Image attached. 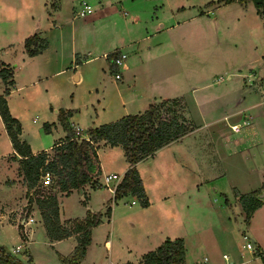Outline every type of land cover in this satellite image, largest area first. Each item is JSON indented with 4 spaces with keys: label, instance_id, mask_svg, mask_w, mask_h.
<instances>
[{
    "label": "crops",
    "instance_id": "1",
    "mask_svg": "<svg viewBox=\"0 0 264 264\" xmlns=\"http://www.w3.org/2000/svg\"><path fill=\"white\" fill-rule=\"evenodd\" d=\"M235 1L237 0L232 2ZM48 2V0H19V4L17 5L12 0H0V40H3L0 42V62L12 66L14 79V84L9 87V92L6 94L4 93L6 85L0 79V95H5L11 114L21 122V138L29 143L33 154L42 150L51 153L53 144L66 136V131L64 130V133L55 135L54 138H50L51 140L47 142L46 136L48 135L42 133L41 130L43 124L48 122L51 124V130L47 131V133L53 135V130H57L56 128L60 125L57 115L59 108L74 110L69 119L77 135L80 134L82 137L87 138V132L92 128H85L86 122H80L77 113L78 108L63 103L65 97L61 94H65L68 88L72 86H66L63 79L69 78L73 83L74 80L72 77L77 76L78 78L77 73L70 69L72 63L67 64L63 61L64 49L60 46L52 49L49 41V45L47 44L43 51L35 55H29L25 50V39L35 33L44 38L46 37L45 33L48 34L56 31L61 42L62 27L58 23L61 8H56V10L51 11L48 8ZM89 2L92 5V11L82 16V18L88 17L94 23L103 18L104 13H106L103 9L104 2L99 0L96 3L97 6L93 4L92 0H89ZM213 2L214 4L209 7L210 10L217 9L224 4L232 3H225L221 0H213ZM248 3H243L242 5H247ZM162 5L165 8L157 9V12L159 11L160 14H163L165 20H158L159 18L157 16L155 19H152L150 27L143 28L142 24H140V19L134 14L133 16L137 18L134 19L133 24H126L125 29L119 37L111 35L109 42L103 48V52L100 55L85 56L83 58L84 61L98 59L100 57L107 59V54L115 49H120L126 54L123 61V72L120 74L121 78L125 76V79L128 78V80L132 81L123 89L127 95H123L120 99L123 109L122 112H125V115L142 112L152 102H159L171 98H184L180 95L174 96L171 93L170 81L168 79L170 76L169 60L171 58L170 55L176 52V49L185 51L183 45L191 38V32L188 29L192 23L188 19L177 20L171 24L170 21L172 17L180 14L178 13L179 11L181 12L190 7V4L173 5L172 2L165 0ZM209 9L197 11L195 15L197 17L205 16L206 13L210 15ZM255 10L257 13L256 7ZM257 15L262 21L261 27L264 32V19L258 13ZM70 27L72 34L71 42L73 48H75L76 27L72 22ZM176 38L178 40L177 43ZM143 41L146 43L142 44ZM79 56L77 53L74 55L73 62L75 67L79 62H82L81 56L80 58ZM59 75L64 76L63 78L56 79L55 77ZM81 77L80 75V79ZM157 81H162L163 83L161 90L158 89ZM139 82H142L143 88L139 87ZM53 108L54 111L52 110ZM32 110L42 114V128L41 123L35 126L30 122L28 114ZM119 112L120 110L117 108L111 110V117L104 120L100 119L101 113L98 111L89 117L91 123L87 124L95 127L105 123V121H114L120 117L119 115L121 113ZM234 116L236 115L234 114L229 117L235 118ZM33 121L35 122L36 120L33 119ZM26 124H28V127ZM241 124L236 120L231 122V126L238 125L237 128L239 130L245 125V123L242 126ZM192 133L183 135L178 140L157 150L154 155L137 163V168L149 198V205L146 207L141 206L136 196L131 194L125 195L131 197L129 201H116L114 204L112 202L110 216L104 214L101 222L92 228L91 242L87 246L85 256L81 259L80 264H101L97 260L86 263L90 253H96L100 249V246L106 250L105 259L99 257L102 264H142V257L145 253L156 249L166 239L179 237L184 239L187 264H207L209 262L210 258L205 253L203 255L199 254L207 250L206 241L208 237L212 238L213 243L217 246L223 243L226 249L230 247L231 254H227V259L230 257L235 261L238 257V247L233 244L232 234L237 228H235V223L238 218L244 221L243 235H247L253 247H255V251H253L254 255L250 254L252 258L250 257L249 259H252V261L255 259L256 264H264L257 254V250L264 251V178L259 179L255 187H249V189L235 188L232 198L226 195L223 201L220 202V206L218 208L214 207V217H212V220L209 219L207 223L199 219L205 214V200L201 198H180L176 196L181 193L185 194L190 189H193L191 186H187L185 183L173 186L171 183L165 182L164 175L171 168L179 165L177 156L172 153L174 152L173 147L182 141L184 136ZM2 140L6 141V148L2 144ZM44 141L47 145L41 146L40 144ZM259 144L258 141V143L252 144L250 147ZM118 147L120 146H110L103 140L99 141L97 152L102 170L98 176L99 183L104 181V176L107 174H116L121 178L129 167L125 156L124 159L122 157L123 160L121 163H117L112 157ZM106 150L107 152H105ZM106 154H111V157L108 158ZM17 160H20V155L16 153L6 130L5 123L0 115V232L2 228L11 227L17 229L20 235L19 225H22L25 238L23 239L20 235L19 241L21 242H17L12 248V251L19 253V257L24 261L25 257H31L32 263L36 264L31 253L30 245L33 243L32 235H34L38 228L37 223L40 222L42 226H44V223L40 209L35 205V200L27 194L28 186L24 181L23 175L18 176V174H15ZM147 160L151 162L154 169L151 176L150 173L149 175L147 174L146 167L144 166V163L148 162ZM186 163H188V159L180 161V168L185 166ZM115 184L116 181H110L107 185L104 184V186L113 193ZM199 186L202 185L197 184L196 188ZM91 188L87 184L83 192L78 191L79 189H73L69 194L65 192L61 193L59 196L61 222L67 220H83L86 217L66 215L64 213L63 200L65 197L78 192L79 194H83L81 201L84 203L83 199L85 194L87 204H89L92 198ZM255 189L261 190L262 193H260L259 197L263 203L253 212L250 220L246 222L245 213L235 195V191L245 193ZM24 193L25 196L22 197ZM29 197L32 201H29ZM107 201H109V198ZM20 205L22 206L20 207ZM30 216H32L33 221H28ZM20 219L21 222L17 223V220ZM104 223L108 227L107 233L102 236L103 238L101 237L103 240H99V245H97L94 243V240L99 239L96 230ZM46 235L48 243L55 247L64 241H69L71 247L68 252L63 253V251H58L57 249L56 251L62 256H70L73 254L77 244L76 233L60 239H51L47 232ZM94 248L95 252H93ZM209 264L217 263L213 261ZM226 264L228 263L226 262ZM229 264L246 263L243 261L237 263L230 261Z\"/></svg>",
    "mask_w": 264,
    "mask_h": 264
},
{
    "label": "rangeland",
    "instance_id": "2",
    "mask_svg": "<svg viewBox=\"0 0 264 264\" xmlns=\"http://www.w3.org/2000/svg\"><path fill=\"white\" fill-rule=\"evenodd\" d=\"M48 1L47 5L51 11L61 8L58 23L62 27V38L60 42L56 31L45 33L44 38L48 41V45L50 41L52 49L58 46L64 49L63 61L67 64L72 63L70 69L78 75V78L77 76L72 77L73 83L69 78L63 79L66 86L72 85L65 94H61L65 97L63 103L78 108V118L81 123L86 122L85 128L93 127L87 123H91L89 117L98 111L101 113L100 119L104 120L109 119L112 115L111 110L116 108L120 110V117L125 115V112H122L120 99L123 95H127L123 89L132 80L125 79V76L115 77L116 72H123L124 64L114 71L109 61L103 57L88 61H84L83 58L100 55L111 35L119 37L126 24H133L134 19L137 18L133 16L134 14L140 19L143 28L150 27L152 19L157 16L158 20H165L164 15L157 12V9L165 8L162 5L165 0H101L104 2L103 9L106 13L103 18L94 23L88 17L75 16L76 0ZM98 1L92 0L95 6ZM168 1L173 5L190 4V7L179 11L180 14L172 17L170 21L171 24L177 20L188 19L192 25L188 29L191 32V38L183 45L185 51L176 49V52L170 55L168 79L172 95L186 98H181L183 103L180 104L185 107L184 112L190 124L193 125L191 130L193 133L184 136L182 141L173 147L174 152L172 153L177 156L179 165L171 168L164 175V180L173 186L183 183L191 186L193 189L176 196L205 200V214L199 219L207 223L214 217V207L218 208L226 195L232 198L235 188L255 187L257 181L264 178V75L258 76V68L264 63V32L261 27L262 21L251 2L242 5L235 1L210 10L209 7L214 4L213 0ZM12 2L19 4V0H12ZM207 9L210 15L207 13L200 17L195 15L197 11ZM71 22L76 27L75 48L71 42ZM175 40L177 43V38ZM145 43V41L142 42V44ZM76 53L81 56L82 62H77L75 67L73 61ZM63 76L59 75L55 78L59 79ZM156 83L158 89L161 90L162 81ZM138 85L143 88L142 82ZM52 110L54 111V108ZM171 113L172 111L165 108L161 110L162 115L168 116ZM234 114L235 118L229 117ZM28 118L35 126L43 121L42 114L34 110L29 112ZM33 119L36 121L34 122ZM234 120L240 124L245 123V125L241 124L240 130L232 128L231 122ZM26 125L28 127V124ZM56 129L53 130V135L41 129L42 133L48 135L46 136L47 142L55 135L64 133L61 124ZM258 141L259 145L250 147ZM2 144L5 148L7 147L5 140H2ZM40 145L46 146L47 144L44 141ZM116 150L112 157L117 163H121L124 159L123 150L121 147ZM107 157L110 158L111 154ZM187 159L188 163L180 168V161ZM147 161L144 166L147 174L150 173L151 176L154 169L151 162ZM15 174L22 175L20 160H17ZM197 184L202 186L196 188ZM91 189L92 198L89 204L81 201L83 194L78 192L65 197L63 200L64 213L68 216H86L87 210L90 209L93 212H101L104 216L107 203L112 204L110 199L113 193L104 184ZM51 190L58 199L63 192L56 183L52 184ZM24 196L25 193L22 197ZM108 198L109 201H107ZM130 199V196L124 195L117 201L123 202ZM35 205L37 206L36 203ZM19 222L21 219L17 220V223ZM65 224L72 227L74 221ZM37 227L32 235L33 243L30 245L36 264H62L56 249L66 253L70 250L71 243L64 241L55 247L48 243L44 226L38 222ZM235 228L232 234L233 244L238 247V257L235 261L230 257L227 259V254H231L230 247L226 249L223 243L217 246L212 238L208 237L207 250L199 253L200 255L205 253L210 258L207 264L213 261L217 264H226V262L229 264L230 261L256 264L255 259L254 261L249 259L251 255H254L255 247L246 246L247 239L243 237L244 221L238 218ZM107 229L104 223L96 230L99 239L94 240L95 244L99 245L98 242L103 240L102 236L107 233ZM19 238L17 229L2 228L0 245L20 258L19 253L12 251L14 245L21 242ZM105 256L106 250L100 246L96 253H90L86 263L97 260L102 264L100 258L105 259ZM22 261L32 263L29 256Z\"/></svg>",
    "mask_w": 264,
    "mask_h": 264
},
{
    "label": "trees",
    "instance_id": "3",
    "mask_svg": "<svg viewBox=\"0 0 264 264\" xmlns=\"http://www.w3.org/2000/svg\"><path fill=\"white\" fill-rule=\"evenodd\" d=\"M225 3L234 0H221ZM240 3L252 2L257 13L264 19V0H237ZM47 46V40L37 33L27 37L24 47L29 55H35L43 51ZM119 49L107 54V60L112 70L116 71L117 65L113 59L118 55ZM0 79L5 83L4 93L9 92V87L14 84L13 68L11 65L0 62ZM181 98L164 99L152 102L142 112L127 114L114 121L105 122L88 130V137L77 135L69 117L73 110L59 108L58 120L66 136L56 141L51 150H42L33 154L29 143L21 138V122L14 117L9 109L5 95H0V115L5 123L6 130L11 138L13 147L20 155V168L25 183L29 189L34 187L43 170L49 169L55 175L56 184L59 189L69 194L73 189L85 188V185L98 187V176L101 174V163L98 155L99 141H105L110 146H120L129 167L124 172L120 182L116 185L111 202H116L124 195H134L141 206L149 205L143 180L137 168V163L162 148L163 146L178 140L193 129L184 112V105L180 104ZM183 103V102H182ZM165 108L172 113L168 116L162 115L161 110ZM45 131L51 130V124H43ZM260 189L241 193L235 191L238 201L241 203L245 213V221L248 222L253 212L262 205L259 197ZM29 201L32 199L29 197ZM84 203L87 197L84 194ZM110 202V203H111ZM35 203L40 209L46 232L51 239H60L70 234H77V244L73 254L62 256L59 254L63 264H80L85 256L87 246L91 242V231L94 226L102 220L101 212H93L90 209L83 220H73L72 227L66 226L70 220L61 222L59 211V199L56 194L43 198H36ZM111 204H108L105 214L110 216ZM21 237L24 239L22 225H19ZM184 239H166L156 249L145 253L142 264H187L185 259ZM264 263V251L257 250ZM0 264H34L24 263L20 258L0 245ZM133 264V263H127Z\"/></svg>",
    "mask_w": 264,
    "mask_h": 264
},
{
    "label": "built area",
    "instance_id": "4",
    "mask_svg": "<svg viewBox=\"0 0 264 264\" xmlns=\"http://www.w3.org/2000/svg\"><path fill=\"white\" fill-rule=\"evenodd\" d=\"M74 9H75V16L82 17L92 11V5L89 2V0H76ZM125 56L126 54L119 49L118 55L113 59V62L119 67L123 64ZM115 77L120 78L121 74L119 72H116ZM232 127L237 128V125H234ZM55 178L56 177L51 170L49 169L43 170L41 172L37 184L29 189V196L35 200L36 198H43L49 195H53L54 192H52L51 186L52 184L56 183ZM121 178L116 174H107L104 176V181L102 183L107 185L110 181H116V184L113 188V192H114V189L118 184V182H120ZM102 183L100 184L102 185ZM28 221H33L32 216L29 217ZM244 237L247 239L246 246L248 248H253V244L250 238L247 235H244ZM224 256L226 257V254H224ZM194 264H198V263H194Z\"/></svg>",
    "mask_w": 264,
    "mask_h": 264
},
{
    "label": "water",
    "instance_id": "5",
    "mask_svg": "<svg viewBox=\"0 0 264 264\" xmlns=\"http://www.w3.org/2000/svg\"><path fill=\"white\" fill-rule=\"evenodd\" d=\"M264 75V63L258 68V76L262 77ZM80 192H83V188H79Z\"/></svg>",
    "mask_w": 264,
    "mask_h": 264
}]
</instances>
